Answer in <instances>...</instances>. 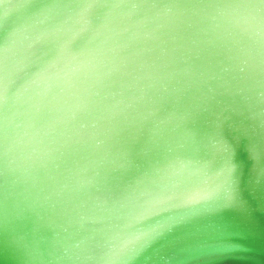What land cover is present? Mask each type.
<instances>
[{"label": "water", "instance_id": "obj_1", "mask_svg": "<svg viewBox=\"0 0 264 264\" xmlns=\"http://www.w3.org/2000/svg\"><path fill=\"white\" fill-rule=\"evenodd\" d=\"M68 2L0 0V264H264L254 9L106 0L85 28Z\"/></svg>", "mask_w": 264, "mask_h": 264}, {"label": "snow or ice", "instance_id": "obj_2", "mask_svg": "<svg viewBox=\"0 0 264 264\" xmlns=\"http://www.w3.org/2000/svg\"><path fill=\"white\" fill-rule=\"evenodd\" d=\"M243 4L249 8L254 9L256 15L253 16V19L257 22L259 27V31L257 35L261 38L262 44H264V0H242ZM66 7H74L79 6L80 12L77 15V22L84 25L85 28L92 24L91 14L95 9H102L108 7L106 0H69L65 5ZM3 29V24L0 23V31ZM10 39V38H9ZM73 42L69 41L67 43L61 44L58 48L57 53V61L67 58L70 63H75L80 58V53L74 51ZM9 52L8 41L6 40L3 45H0V73L3 72L4 61ZM150 117H146L144 119L147 120ZM144 121L140 124V128H142ZM163 121L157 126V130L153 133L154 136L163 137ZM156 141H154L155 143ZM168 166H173L169 163ZM159 170H163V168H159ZM131 190V189H128ZM160 215L159 212L155 211L152 207L144 210L137 218L136 223H142L147 220L155 219ZM169 226H160L154 228L147 232H140L136 234L133 238L129 239L123 245V251L125 253L129 251H136L138 249H142L147 247L153 240L162 235Z\"/></svg>", "mask_w": 264, "mask_h": 264}]
</instances>
